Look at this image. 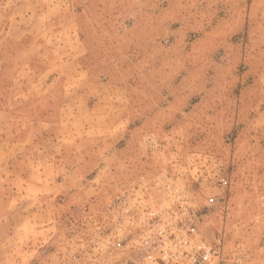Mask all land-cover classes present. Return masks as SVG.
I'll return each instance as SVG.
<instances>
[{
	"label": "rangeland",
	"instance_id": "rangeland-1",
	"mask_svg": "<svg viewBox=\"0 0 264 264\" xmlns=\"http://www.w3.org/2000/svg\"><path fill=\"white\" fill-rule=\"evenodd\" d=\"M160 208L264 264V0H0V264H146Z\"/></svg>",
	"mask_w": 264,
	"mask_h": 264
},
{
	"label": "built area",
	"instance_id": "built-area-1",
	"mask_svg": "<svg viewBox=\"0 0 264 264\" xmlns=\"http://www.w3.org/2000/svg\"><path fill=\"white\" fill-rule=\"evenodd\" d=\"M226 183L224 178H219L218 185L225 186ZM169 197L174 196L169 193ZM213 201V198H209V202ZM178 208L180 209V206L170 207L167 211L175 212ZM164 209L160 208L156 214L152 212L148 214L150 220L147 225L152 239L149 242H140L142 247L149 244L147 252L142 257L146 264H212L214 259L218 264H223L221 252L204 241L193 224L182 227L175 220L164 219L165 216L161 213Z\"/></svg>",
	"mask_w": 264,
	"mask_h": 264
},
{
	"label": "crops",
	"instance_id": "crops-1",
	"mask_svg": "<svg viewBox=\"0 0 264 264\" xmlns=\"http://www.w3.org/2000/svg\"><path fill=\"white\" fill-rule=\"evenodd\" d=\"M10 147H8V148H10V150L15 146L13 143H10V145H9ZM21 146H23V145H21Z\"/></svg>",
	"mask_w": 264,
	"mask_h": 264
}]
</instances>
